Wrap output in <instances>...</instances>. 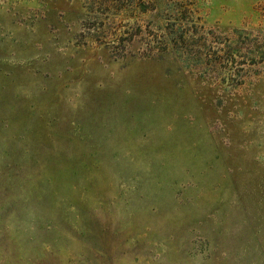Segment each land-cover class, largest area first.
Segmentation results:
<instances>
[{
    "label": "rangeland",
    "instance_id": "374dc122",
    "mask_svg": "<svg viewBox=\"0 0 264 264\" xmlns=\"http://www.w3.org/2000/svg\"><path fill=\"white\" fill-rule=\"evenodd\" d=\"M0 264H264V0H0Z\"/></svg>",
    "mask_w": 264,
    "mask_h": 264
}]
</instances>
